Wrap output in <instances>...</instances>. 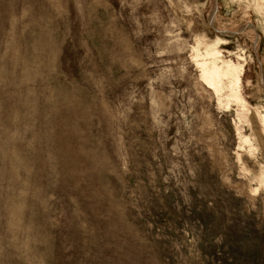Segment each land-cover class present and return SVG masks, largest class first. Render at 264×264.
I'll return each instance as SVG.
<instances>
[{"label":"rangeland","instance_id":"obj_1","mask_svg":"<svg viewBox=\"0 0 264 264\" xmlns=\"http://www.w3.org/2000/svg\"><path fill=\"white\" fill-rule=\"evenodd\" d=\"M0 264H264V0H0Z\"/></svg>","mask_w":264,"mask_h":264}]
</instances>
